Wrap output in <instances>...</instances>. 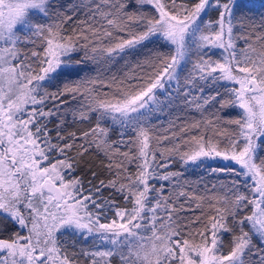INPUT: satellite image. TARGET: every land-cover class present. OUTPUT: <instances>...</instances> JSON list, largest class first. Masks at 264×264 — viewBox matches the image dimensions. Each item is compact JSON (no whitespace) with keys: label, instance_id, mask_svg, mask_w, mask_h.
<instances>
[{"label":"snow or ice","instance_id":"6c2138e0","mask_svg":"<svg viewBox=\"0 0 264 264\" xmlns=\"http://www.w3.org/2000/svg\"><path fill=\"white\" fill-rule=\"evenodd\" d=\"M237 7L236 0H79L69 16L57 0H0V264H264V19L238 16ZM209 10L215 19L205 20ZM77 12L84 18L72 24ZM148 44L159 50L112 76L113 91L101 98V66ZM193 56L182 98L203 112L189 88L226 81L239 87L226 88L220 109L241 111L194 122L219 139L202 131L184 151L178 134L157 135L150 117L161 110L157 90L179 85ZM68 111L74 124L96 122L68 131ZM90 152L103 156L106 179ZM52 153L61 158L45 167ZM173 156L183 164L223 157L239 165L227 171L245 179L222 184V195L196 196L181 173L167 170ZM81 167L91 176L87 194L84 178L72 175ZM7 224L15 231L5 236ZM72 228L93 238L91 248L69 253L61 237Z\"/></svg>","mask_w":264,"mask_h":264},{"label":"trees","instance_id":"16d2710c","mask_svg":"<svg viewBox=\"0 0 264 264\" xmlns=\"http://www.w3.org/2000/svg\"><path fill=\"white\" fill-rule=\"evenodd\" d=\"M170 2V0H169ZM182 0H177V3H181ZM79 0H57L58 10L61 12L67 13V15L71 16L73 14L74 9L72 5L78 4ZM237 15H244L256 22H259L261 19H264V0H240L237 3ZM215 13V12H214ZM83 13L77 12L73 17L72 24H75L76 21L83 19ZM216 18V13H215ZM47 22V21H41ZM71 26V25H69ZM242 41V40H240ZM29 50H31V45L29 46ZM159 50L155 44H148L144 48H140L137 50V54L134 56H126L124 59L119 60V62H113L112 64L102 65V71L100 74V80L103 83L96 85V90L100 94L101 98H104L105 93H111L113 89L107 87V83L110 82L112 76H116L117 79L123 77L126 73L129 72L132 65H134L138 60H142L145 54ZM217 50L215 49L213 60L218 59ZM163 51L167 52V49H163ZM196 58L193 56L185 66L184 71L180 76V83L177 84L176 81H172L171 87L168 89V92H164L163 90H157V94L161 101L159 111H154L151 114L150 122L152 125L156 126V134L163 135L166 134L165 130L175 131L178 134L177 141L180 142L182 146V150L187 151L188 148L184 144V141L190 140L192 135L200 136L202 134L205 135L206 139L211 138L213 142H216L219 138L216 137L213 133L211 127L205 128L203 124H201L200 129L191 128V125L196 121H201L205 117H208L209 114L218 113L225 118H237L238 113L241 111L238 108H228V109H220V101L226 99V88H232L233 86L227 84L224 81L212 82L209 80L207 83L203 81H197L198 86L195 88H189L191 95L188 99H194L196 97H200L199 102L203 105V112L196 110L194 104L189 105L187 101L182 98L183 90L185 87L184 77L191 70L192 61ZM127 62V67L125 66ZM89 67L93 69L92 72L88 73L90 75H96L95 66L91 63ZM84 74V73H82ZM177 88H179V93H177ZM203 89L201 92L200 89ZM217 93L219 95L217 96ZM216 96L215 101H211L208 104H203V98ZM51 106V104L49 105ZM68 131L79 130L81 128L87 129L95 124V116L92 117L91 124L85 122L84 124H74L72 123V115L71 111H68ZM111 124V121L108 122ZM53 125H49L52 127ZM185 127L186 130L184 133H180V129ZM170 131L167 134H170ZM55 133L53 132V136ZM111 138L116 140L119 138V128H116L114 131L110 133ZM172 141H165L163 146L170 147L172 145ZM224 147L223 144L220 145ZM151 147H156V141L153 140ZM127 150V149H122ZM56 153H52L50 155V160L44 162V166L48 167L51 163H55L56 159H59ZM259 158H264V151L260 152ZM87 159L93 162L96 166L93 170L99 172V179H106V175L103 170L99 167L100 161L103 160V156L100 155L97 158L94 152H90ZM157 159L160 160L159 152H157ZM172 163L168 167V171L179 172L181 173L180 182L184 184L185 190L189 192H194L196 196H204V197H212L216 195L223 194L222 184L229 185L233 179L243 180L244 177H236L234 173L227 171L231 168L239 169V166L234 163L228 161H222L217 157H203L200 158L196 162H188L187 164H183L178 157L173 156ZM163 162V161H161ZM215 170V171H214ZM130 171L135 172V165L130 166ZM73 176H81L84 178V187L85 194H87V188L89 187L87 181L91 179L90 173L86 172L84 167L79 168ZM71 178V177H67ZM251 182V181H249ZM98 183V180L96 181ZM109 190H104V195H108ZM119 203H123L119 201ZM196 201H192L193 208H195ZM206 206V205H205ZM250 211V209H249ZM195 214H199L197 210ZM114 216V212H110L107 218H102L101 222H110ZM3 223V221H0ZM12 231H15V228L11 224L6 225V231L2 233V235H8ZM64 235L61 237L62 242H64L68 248L69 253L78 252L81 248H91L93 243V238L88 237L85 239L83 236L76 234V230L65 229ZM26 234V231L25 233Z\"/></svg>","mask_w":264,"mask_h":264},{"label":"rangeland","instance_id":"374dc122","mask_svg":"<svg viewBox=\"0 0 264 264\" xmlns=\"http://www.w3.org/2000/svg\"><path fill=\"white\" fill-rule=\"evenodd\" d=\"M240 0H236V3H238ZM217 15V14H216ZM209 18H211V19H215V13H214V11H212V10H209V12H208V14L205 16V20H207V19H209ZM237 46L238 47H243V41H240V40H237ZM217 54H218V59H220L221 58V50H217ZM224 82H226V81H224ZM227 84H230V85H232V86H235V87H239V85H233L232 83H230V82H226ZM214 157V156H213ZM201 158H203V157H201ZM218 159H221L222 161H225L224 159H223V157H217ZM228 162H231V163H234L235 164V162H233V161H228ZM236 165V164H235ZM237 166H239V165H237Z\"/></svg>","mask_w":264,"mask_h":264}]
</instances>
